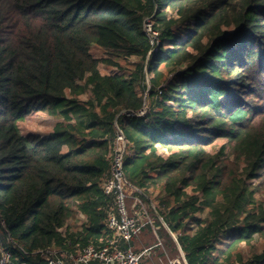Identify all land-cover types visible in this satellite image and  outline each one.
I'll use <instances>...</instances> for the list:
<instances>
[{"label":"trees","instance_id":"obj_1","mask_svg":"<svg viewBox=\"0 0 264 264\" xmlns=\"http://www.w3.org/2000/svg\"><path fill=\"white\" fill-rule=\"evenodd\" d=\"M120 60L130 73H102ZM40 112L61 120L54 132L22 135ZM117 128L128 183L188 264H264V0H0L2 247L107 244Z\"/></svg>","mask_w":264,"mask_h":264},{"label":"built area","instance_id":"obj_2","mask_svg":"<svg viewBox=\"0 0 264 264\" xmlns=\"http://www.w3.org/2000/svg\"><path fill=\"white\" fill-rule=\"evenodd\" d=\"M145 31L152 32L151 22L146 24ZM127 150L126 136L117 128L111 172L103 186L105 194L113 198L115 207L109 215L108 228L111 237L108 238L107 244L98 246L92 244L76 254L60 252L57 249L27 254L19 247H13V250H19L18 255L22 253L31 258L32 263L22 261L18 255L15 256L12 251L0 245V264H142L143 254L149 252V249L143 254H138L131 247L123 248L124 244H129L139 236L142 229L153 224L142 199L136 194L138 191L126 179L124 164ZM128 200L132 201L130 207L127 204ZM80 215L86 221V217ZM180 252L182 260H171L170 264H186L185 255Z\"/></svg>","mask_w":264,"mask_h":264},{"label":"rangeland","instance_id":"obj_3","mask_svg":"<svg viewBox=\"0 0 264 264\" xmlns=\"http://www.w3.org/2000/svg\"><path fill=\"white\" fill-rule=\"evenodd\" d=\"M91 52L94 55V57L99 60H106L108 62H112L111 60H109L110 58L109 56L106 55L105 51L98 46L95 45L92 46ZM132 61L134 62L135 59H132ZM118 63L121 66L120 68H113L110 64L102 63L100 65L102 73L104 74L112 73V72L115 73L125 72L127 74L130 73L131 68L127 63L121 60L118 61ZM91 98H92L91 91L78 97L79 101L81 102H87ZM143 113H145V111ZM59 122H61V120H58L47 113L40 112V113L31 114L23 122H21L19 126L22 135L26 137L31 135H37L45 138L46 136L54 132L55 126ZM226 143H227L226 140H221V139L217 140L212 144L213 145L212 148H209L208 151L212 153H217L220 150L221 146ZM226 152L228 153L229 150L226 149ZM250 185L252 186V182ZM153 192H154V197L155 198L158 197L157 195H159L160 192L159 189L153 190ZM262 192L264 196V190ZM198 196H200V194H198ZM258 199H260V197ZM260 200L264 201V199H260ZM127 204L130 207L132 201L128 200ZM143 204L144 207L147 209L149 213L148 215L152 220L153 224H150L152 226V228L150 229L147 228L149 226L147 225L144 229H142L140 235L132 240L133 247L137 248V250H135L132 247L131 248L138 254H143L144 250L149 248V252L143 254L141 263L170 264L171 260H175V259L182 260V254L180 252V249L177 243L174 241V238L171 236L170 232L168 231L169 229L168 226H166L164 224V221L160 217H158L159 222L161 223L160 225L156 219L157 217H155L156 215L154 209L157 205L156 202L153 201L150 204L144 201ZM256 213H260L259 210H257ZM84 223H85L84 219H82L81 215L78 214L68 222L67 226L63 229V232L65 233L67 230L75 232L77 229L79 230ZM168 235L172 238V241L169 239ZM253 246L259 252H264V233L263 235H256L254 237ZM183 255L185 254L183 253Z\"/></svg>","mask_w":264,"mask_h":264},{"label":"water","instance_id":"obj_4","mask_svg":"<svg viewBox=\"0 0 264 264\" xmlns=\"http://www.w3.org/2000/svg\"><path fill=\"white\" fill-rule=\"evenodd\" d=\"M164 224H165V223H164ZM165 225H166V224H165ZM166 226H167V225H166ZM168 231L170 232L171 236L174 238V241L177 243V245H178L180 251H182V249H181V247H180V245H179V243H178V240L176 239V237L174 236V234L170 231V229H168ZM182 252H183V251H182ZM185 261H186V260H185ZM186 264H188L187 261H186Z\"/></svg>","mask_w":264,"mask_h":264},{"label":"crops","instance_id":"obj_5","mask_svg":"<svg viewBox=\"0 0 264 264\" xmlns=\"http://www.w3.org/2000/svg\"><path fill=\"white\" fill-rule=\"evenodd\" d=\"M145 250H146V249H145ZM145 250H144V251H145Z\"/></svg>","mask_w":264,"mask_h":264}]
</instances>
